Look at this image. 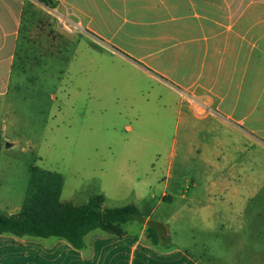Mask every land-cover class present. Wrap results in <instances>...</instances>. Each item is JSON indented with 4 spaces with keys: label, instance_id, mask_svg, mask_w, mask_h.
<instances>
[{
    "label": "rangeland",
    "instance_id": "rangeland-1",
    "mask_svg": "<svg viewBox=\"0 0 264 264\" xmlns=\"http://www.w3.org/2000/svg\"><path fill=\"white\" fill-rule=\"evenodd\" d=\"M32 1L10 83L0 86V212L20 211L40 167L63 176V202L81 206L102 195L106 208L137 206L127 233L156 221L168 227L166 245L188 249L203 264H264V148L247 142L241 157L239 137L232 145L224 127L210 133L211 120L197 118L209 113L201 94L180 87L183 95L173 94L124 60L120 54L144 65L122 50L123 33L109 41L90 32L109 13L91 23L62 8L63 19ZM224 148L227 162L216 159ZM230 171L231 181H217L220 195H210L211 177ZM231 187L241 201H231ZM207 205L210 218L200 213Z\"/></svg>",
    "mask_w": 264,
    "mask_h": 264
},
{
    "label": "crops",
    "instance_id": "crops-1",
    "mask_svg": "<svg viewBox=\"0 0 264 264\" xmlns=\"http://www.w3.org/2000/svg\"><path fill=\"white\" fill-rule=\"evenodd\" d=\"M54 1L55 13L63 19L67 18L68 9L89 15L91 23L96 14L109 13L111 17L100 22L99 29L89 27L90 32L109 34V41L123 33L126 40L122 50L144 65L120 54L124 60L173 94H201L205 103L211 108L214 105V110L197 118L211 120L204 127L210 133L224 127L232 145L233 136L239 137V143L236 139L234 145H242L236 149L241 157L249 151L247 144L244 147L247 142L264 148V0ZM30 2L34 3L0 0V86L10 83L25 6ZM178 87L184 90L182 94ZM221 158L227 162V149L216 154L217 160ZM244 164L241 161V172ZM232 178V171L218 180L211 177L209 194H219V182ZM170 179L168 176L165 182ZM226 192L231 201L240 200L237 187ZM168 196L166 192L162 199L166 201ZM213 209L203 206L200 213L210 218ZM85 241L86 247L77 250L56 238L35 240L0 235V264H203L179 245L173 244L169 249L153 245L146 227L124 236L96 230Z\"/></svg>",
    "mask_w": 264,
    "mask_h": 264
},
{
    "label": "trees",
    "instance_id": "trees-1",
    "mask_svg": "<svg viewBox=\"0 0 264 264\" xmlns=\"http://www.w3.org/2000/svg\"><path fill=\"white\" fill-rule=\"evenodd\" d=\"M50 9H55L54 0H38ZM2 136L0 130V152ZM64 178L61 174L34 167L22 208L16 214L0 212V235L18 238L64 240L77 250L86 247V236L96 230L111 236L127 234L125 226L138 218L140 211L130 204L124 207L106 208L102 195L92 196L86 204L76 206L61 200ZM147 237L155 246L168 237L160 238L156 229L147 228ZM162 247V246H161Z\"/></svg>",
    "mask_w": 264,
    "mask_h": 264
},
{
    "label": "water",
    "instance_id": "water-1",
    "mask_svg": "<svg viewBox=\"0 0 264 264\" xmlns=\"http://www.w3.org/2000/svg\"><path fill=\"white\" fill-rule=\"evenodd\" d=\"M6 146L7 148H9L11 147V144H7ZM148 226L156 229L160 238L165 239L167 237L168 235L167 227L163 223L156 221H149Z\"/></svg>",
    "mask_w": 264,
    "mask_h": 264
},
{
    "label": "built area",
    "instance_id": "built-area-1",
    "mask_svg": "<svg viewBox=\"0 0 264 264\" xmlns=\"http://www.w3.org/2000/svg\"><path fill=\"white\" fill-rule=\"evenodd\" d=\"M201 100H203V99H201ZM206 107V110H207V112H210V110H211V107L207 104V103H203ZM200 115H203V114H200Z\"/></svg>",
    "mask_w": 264,
    "mask_h": 264
}]
</instances>
